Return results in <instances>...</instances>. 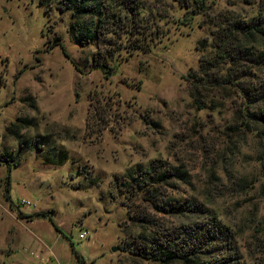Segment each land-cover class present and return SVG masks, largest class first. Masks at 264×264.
Wrapping results in <instances>:
<instances>
[{"label": "rangeland", "instance_id": "374dc122", "mask_svg": "<svg viewBox=\"0 0 264 264\" xmlns=\"http://www.w3.org/2000/svg\"><path fill=\"white\" fill-rule=\"evenodd\" d=\"M136 1L139 26L99 48L74 40L71 11L0 0V264H159L130 252L151 227L145 218L215 219L239 264H264L262 125L232 87L194 95L188 80L213 57L217 23L264 17V4L206 0L194 16L174 0ZM97 52L110 73L96 67ZM251 73L239 83L264 68ZM155 165L150 193L191 211L172 216L149 194H128L124 183Z\"/></svg>", "mask_w": 264, "mask_h": 264}, {"label": "trees", "instance_id": "16d2710c", "mask_svg": "<svg viewBox=\"0 0 264 264\" xmlns=\"http://www.w3.org/2000/svg\"><path fill=\"white\" fill-rule=\"evenodd\" d=\"M174 1L194 16L206 11V0ZM261 2L264 4V0ZM52 3L56 4L60 13L72 12L70 32L76 42L83 46L96 42L99 48L106 43L112 44V39H106L108 35L120 37L131 31V28H137L139 25L134 18L142 8L136 0H39L41 6L51 7ZM212 35L213 57L201 58L199 70L188 75V80L192 81L194 87L193 94L197 95L200 87L213 90L232 87L245 96L247 102L243 105L247 116L261 123L264 134V76L251 79L250 86L239 83L245 77H252L253 69L264 68V46L257 45L254 39L264 36V17L244 20L225 16L216 24ZM57 44L61 45L60 41ZM94 62L96 67L106 73L112 71L108 63L102 61V53H95ZM251 106H254L252 111ZM10 128H16V125L13 124ZM5 161L9 165V158ZM155 167L156 165L138 175L142 179L137 183L132 182L128 186L125 182L128 192H135L128 194H149L150 202L156 210L172 216H181L191 211L195 205L180 203L177 199L169 201L160 198L161 201H158V196L150 193V188L155 189L152 186L155 178L150 173L151 170L155 171ZM135 173L128 176L135 180ZM6 184V193L9 194V176ZM143 190L148 193H141ZM7 198L9 199L8 195ZM50 220L52 221L51 218ZM145 221L151 227L140 232L130 249V252L140 258L159 264H239L229 229L215 219L167 227L152 219L145 218ZM52 224L58 230L53 221ZM231 261L233 263H229Z\"/></svg>", "mask_w": 264, "mask_h": 264}, {"label": "built area", "instance_id": "2783aa9c", "mask_svg": "<svg viewBox=\"0 0 264 264\" xmlns=\"http://www.w3.org/2000/svg\"><path fill=\"white\" fill-rule=\"evenodd\" d=\"M29 204H30L29 201H26V200H22V201H21V205H29ZM87 236H88V233H84V234H81V235H80V238H81V239H85ZM39 264H50V263H48V262H46V261L42 263V261H41V263H39Z\"/></svg>", "mask_w": 264, "mask_h": 264}, {"label": "water", "instance_id": "95a60500", "mask_svg": "<svg viewBox=\"0 0 264 264\" xmlns=\"http://www.w3.org/2000/svg\"><path fill=\"white\" fill-rule=\"evenodd\" d=\"M113 251H115V248H113Z\"/></svg>", "mask_w": 264, "mask_h": 264}]
</instances>
